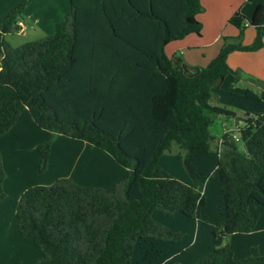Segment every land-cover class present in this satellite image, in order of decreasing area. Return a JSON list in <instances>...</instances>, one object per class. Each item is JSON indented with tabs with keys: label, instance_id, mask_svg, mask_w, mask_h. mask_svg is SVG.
<instances>
[{
	"label": "trees",
	"instance_id": "16d2710c",
	"mask_svg": "<svg viewBox=\"0 0 264 264\" xmlns=\"http://www.w3.org/2000/svg\"><path fill=\"white\" fill-rule=\"evenodd\" d=\"M249 1L255 4L252 16H230L239 34L225 35L219 53L205 66L167 52L172 41L201 34V0H70V11L53 33L17 46L5 34L18 28L26 2L3 15L0 135L28 107L38 125L52 132L38 145L41 172L59 133L104 149L125 168L108 187L60 177L22 193L17 224L41 251L35 264H132L143 240L174 243L183 238L185 231L168 227L155 214L181 212L200 218L205 205L201 183L208 175L192 154L216 139L212 113L236 117L243 124L236 137L226 132L217 149L226 216L213 230L212 252L193 264L264 262L258 248L237 257L224 243L235 232L254 230L259 215L251 210L264 206V91L260 96L244 89L263 103L245 115L211 102L214 89L227 76L237 81L229 54L264 46V0ZM247 26L255 27L256 36L244 44ZM173 145L191 183L160 164ZM5 177L0 151V202L6 196Z\"/></svg>",
	"mask_w": 264,
	"mask_h": 264
},
{
	"label": "crops",
	"instance_id": "0c3cea01",
	"mask_svg": "<svg viewBox=\"0 0 264 264\" xmlns=\"http://www.w3.org/2000/svg\"><path fill=\"white\" fill-rule=\"evenodd\" d=\"M20 1L26 2L22 16L18 20L19 24L20 22L22 23L21 26L24 30V15L32 16L36 22L41 21V18L35 16L37 15V12H33L32 10L31 13H29L27 11L31 6V0H0V9L3 8L5 11L7 9L9 10ZM201 2L204 6V11L201 12L198 17L199 19L208 18V28L205 26L207 20H203L206 23H203L201 20L203 23L201 34L190 33L182 39L175 40L176 42H171L167 46V52L170 56L173 55H171L170 51L175 53V51L178 50L184 53L185 47H187L188 50L186 51V56L181 58L184 59L186 63L193 66H205L201 64L204 60L207 61V65L219 53L225 35L237 36L239 34V29L228 20L232 14L235 12H241L244 15L250 17L255 10V4L251 3V5H249L247 8V12H245L244 9L246 7V0H201ZM40 5V1H38V6ZM212 7L214 8L215 14L210 16ZM226 9L227 13L229 12V14H225L224 19H227L228 24L226 27H224L225 24L222 23V20H219L222 18L221 14ZM25 11H27L29 14H26ZM67 13L68 12H66V14ZM48 18H50V16ZM210 27V32L212 33L211 37L210 34L207 33ZM16 30L19 32L18 29ZM3 31L5 32V30ZM7 34H5V36H7ZM255 36V27L247 26L243 36V43H251ZM207 51L210 53L209 55H207ZM178 57L179 56H177V58ZM228 63L234 70H237L238 72L236 82H239L241 79H243L245 83H247V86H239L238 84L236 86L234 85L236 82H233V78L227 76L221 85L215 88L220 90L221 88L226 87L224 89L225 94L223 93L217 97L219 100L216 99V103L213 104H218L220 106L232 109L238 113L237 115H245L246 113H252L253 111L260 110L263 103L259 99H256L259 106L257 110H245L239 106H230L228 103H223V100L221 99H224L227 94L234 93L247 96L245 94V88H250L257 95L261 96L263 94L264 46L252 51L235 50L229 54ZM243 71L248 73L247 77L243 78ZM215 89L213 92L214 96L216 95ZM24 111L25 113L21 114V116H27V121L25 124L26 126L24 127L37 128L35 124L37 122L31 116L30 112L26 110ZM207 113L211 114L210 111H207ZM212 114L214 115V122H218L220 129V132L218 133L214 123L213 132L216 135V139L212 143L214 150H217L221 149V145L223 143L222 136L226 132H230V136H237V131L239 128L237 129L236 126H241L243 122L241 119H237L236 117H233L234 119H227L228 121L226 122L221 115H217L215 113ZM14 127L15 126L2 135L6 137L10 136V134L14 131ZM39 127L40 137H38V140L33 143V151L35 157H37L36 162L38 163H31V165L25 169L26 164L21 163V161L18 160L19 158L16 148L13 146L10 148V152H12V154L16 152V154H14V157L17 159L14 160L17 161L16 163H10L6 157L5 163L4 157L2 156L6 170V177L3 183L6 196L0 202V264H35L41 255V251L35 245L33 239L30 236L20 233L17 224L18 201L22 193L28 188V186L30 187L29 184H25V178L28 175L35 176L37 183L34 182V184H50L60 177H70L81 184L108 187L125 173V168L120 165L112 155H109V152L108 154L105 152V150L96 147L94 144L84 139L75 138L61 133L56 134L53 140L51 155L47 165L48 170L46 168L45 171L40 172L39 164L41 157L40 151L38 150V145L48 138L52 132L41 126ZM30 146L31 145H28L25 149L27 150ZM206 147H203L192 154L195 164L208 175L207 180L204 183H201V188L205 196V205L202 207L200 218L192 219L181 212L171 215L156 213V218L162 223L173 229L183 230L185 232L188 231V235L186 238H181L179 241L174 243L167 241H159L158 243H153L151 240L142 241L141 247L145 246V249L141 248L140 252L142 255L138 260V263H141L144 259L143 264H172L175 260H178L182 264H193L212 252L214 248L213 230L217 223L225 218L226 210L217 170L218 156L216 163H202L205 161L204 158L207 156V154L203 155L204 158L200 157V160H197L195 157L197 152L202 151ZM166 153L167 152L161 156L160 164L179 179L191 183V178L187 171L185 169H181L178 166V163H172L171 159H175V157L168 156L171 154L167 153L168 155H166ZM63 154L67 155L64 163H62L61 160V156ZM102 155H105L108 158V163L100 162L99 156ZM94 157L98 159L99 163L94 160ZM251 213L253 215H259L258 224L254 230L250 232H235L224 239V243H227L231 246L237 257L248 256L251 254L254 247L264 252V206L257 204L252 208ZM200 238H204L205 241L204 245L202 246H200ZM148 247L152 248L153 250H158V257L154 256L153 254V257H151L150 254H146L144 251ZM186 253L190 255H187ZM246 264H264V262L263 260L257 259Z\"/></svg>",
	"mask_w": 264,
	"mask_h": 264
},
{
	"label": "rangeland",
	"instance_id": "374dc122",
	"mask_svg": "<svg viewBox=\"0 0 264 264\" xmlns=\"http://www.w3.org/2000/svg\"><path fill=\"white\" fill-rule=\"evenodd\" d=\"M38 1H40V4H41L40 6H38ZM30 3H31V6L28 8L27 11L29 13H31L32 10H33V12H37V15H35V16H37L38 18H41V21L36 22L32 16L24 15L23 16L24 17L23 21L25 24L24 30H23V27L20 25L21 28L19 26L17 28L18 30L20 28L19 32L17 30L16 31L14 30V31H10V33H8V34L6 33L7 36H5V37L9 40V42L13 46H17V45H20L24 42H27L28 40L29 41L35 40V39H38L42 36H46V35L51 34L52 32L55 31L56 24L58 22H60L61 20H64L65 16H66V12H69L71 9L70 8V0H31ZM251 3H253V2L246 0V7L244 9L245 12H247V8L249 7V5H251ZM3 10H4L3 8L0 9V21L8 9L6 11L5 10L3 11ZM27 11H25V13L29 14ZM214 14H215L214 8L212 7L211 12H210V16H212ZM225 14H229V12L227 13V9L221 14L222 18L220 17L221 19L219 20V21L222 20V23L225 24L224 27H226V25L228 24L227 19H224ZM230 14H232V13H230ZM49 16H50V18H48ZM204 19L207 20V23L203 21ZM200 20H202L203 23H206L205 26L208 28V26H209L208 18H202ZM210 29H211V27L208 29L209 31L207 33L210 34V37H211L212 33L210 32ZM20 31H22V32H20ZM194 37H197V36H194ZM172 42H176V41L174 40ZM187 50H188V48L185 47L184 53H182L181 51H178V50H176L175 53H173V51H170V52H171V55L173 54V56H175V57H177V56L184 57L187 54L186 53ZM206 53H207V55L210 54L208 51ZM206 62L207 61L204 60V61H202L201 64L206 65ZM242 76H243V78L247 77L248 73L246 71H243ZM237 84L239 86H244V85L247 86V83H245V81L243 79H241L239 82H236L234 85L237 86ZM232 85H233V83H232ZM225 88L226 87H223L220 90L215 89L216 95L211 99L212 103H216L217 97H219L220 95H222L224 93ZM217 100H219V99H217ZM221 100H223V103L230 104V106H237V107L239 106V107L244 108L245 110H257L259 108L258 101L255 98H251L248 96H242V95H239L238 93L227 94L224 97V99H221ZM244 109H242V110H244ZM24 110L29 111L28 107H26ZM24 110H23L22 114L25 113ZM221 116L226 122L228 121L227 119H234L232 116H226V115H221ZM26 117L24 115L20 117L19 121H17V123L14 125L16 128L14 127V131L10 134V136L6 137L4 135H2V136L0 135V139H1L0 140V151L2 153V156L4 157L5 163H6L5 157L8 158V161H10V163H16L17 162V161H14V160H17L14 157V154H16V152H14L13 154H12V152H10V148L13 146L14 148H16L17 155L19 158L18 160H20L21 163L26 164L25 169H26V167H29V165H31V163H38V162H36L37 157H35V155H34L33 143H35L38 140L37 138L40 137V135H39L40 127H39L38 123L34 122L36 124L37 128L24 127V126H26L25 125L26 121H27ZM214 123H215V128L218 130V133H219L220 129H219L218 122L215 121ZM213 128H214V124L212 126V132L214 131ZM236 128L238 129L239 126H236ZM216 129H215V132H216ZM213 134H214V132H213ZM211 143L208 145V147H206L202 151H199L196 153L195 157L197 160H200V157L204 158L203 155L207 154V156L204 158L205 161L202 163H216L217 156H218L217 150H214L213 143L212 144ZM28 145H31V146L26 150L25 148ZM238 145L242 150L245 149V146L242 142L238 141ZM177 149H178V146L174 145L173 150L171 152H167L171 155H168L167 153H166V155L175 157V159L170 158L172 163L176 162V163H178V166L181 169H184V167L182 165V161L178 160L177 157L175 156V152L177 151ZM105 152H107V151H105ZM109 155H111V154H109ZM40 157H41V155H40ZM66 157H67L66 154H63L61 156L62 163H64V160H66ZM99 159H100L101 163H108V158L105 155L99 156ZM94 160L99 163L97 158L94 157ZM47 170H48V168H47ZM34 182L37 183V181L35 180V176L28 175L25 178V184H29L31 186V184L35 185ZM191 182H192V179H191ZM202 183H204V182H202ZM158 214H162V213H158ZM187 235H188V231L185 232V236H183V239L186 238ZM199 240H201L200 246L204 245V243H205L204 238H200ZM171 243H173V242H171ZM144 247H141V245H139V247L137 248V251H135L136 254L134 253L132 264H143L144 263L143 262L144 259L142 260L141 263H138V260L140 259L141 255H142V253L140 252L141 248L145 249ZM255 248L256 247L253 248V251L249 255H252L254 253ZM258 250L261 251L260 249H258ZM144 252L146 254H150L151 257H153L152 254L154 256L159 255L158 250H153L152 248H149V247L146 248V250ZM189 252H190V250H189ZM186 254L190 255L188 253H186ZM254 260H257V259H254ZM254 260H252V261H254Z\"/></svg>",
	"mask_w": 264,
	"mask_h": 264
},
{
	"label": "built area",
	"instance_id": "2783aa9c",
	"mask_svg": "<svg viewBox=\"0 0 264 264\" xmlns=\"http://www.w3.org/2000/svg\"><path fill=\"white\" fill-rule=\"evenodd\" d=\"M22 23L20 22V24L19 25H21ZM21 28V27H20ZM20 28H19V30H20ZM234 137H236V135L234 136Z\"/></svg>",
	"mask_w": 264,
	"mask_h": 264
},
{
	"label": "water",
	"instance_id": "95a60500",
	"mask_svg": "<svg viewBox=\"0 0 264 264\" xmlns=\"http://www.w3.org/2000/svg\"><path fill=\"white\" fill-rule=\"evenodd\" d=\"M5 30V28L2 29V31Z\"/></svg>",
	"mask_w": 264,
	"mask_h": 264
}]
</instances>
